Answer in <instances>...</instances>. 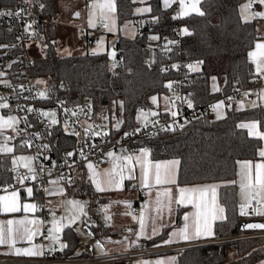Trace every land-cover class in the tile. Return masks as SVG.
Instances as JSON below:
<instances>
[{
  "label": "trees",
  "instance_id": "trees-1",
  "mask_svg": "<svg viewBox=\"0 0 264 264\" xmlns=\"http://www.w3.org/2000/svg\"><path fill=\"white\" fill-rule=\"evenodd\" d=\"M58 1L30 0L31 10L39 14L35 38L46 44L45 54L30 60L32 75L44 81L48 91L72 102L85 95L94 107L101 108L119 100L123 105L121 131L135 127V116L140 108L149 104L151 96L166 92L169 82L177 76V71L163 69L166 61L164 52L150 51V44L155 45L164 37L171 41L179 38L182 58L188 59L190 64H199L197 70L189 68L187 88L194 107L240 91L248 82L257 79L248 54L261 36L255 21L243 20L240 16L239 5L244 0H200L199 12L203 15L192 13L183 17L174 15V7L163 8L161 0H148L150 12L143 16L145 22L139 26V32L132 39L118 37L114 45L117 59H122V64L114 69L108 66L107 52L73 56L56 53L57 32L51 20L55 18ZM16 3L17 0H0V13L14 9ZM134 6V0H115L118 24L135 19ZM181 27L185 33L179 37L178 29ZM150 32L157 33L156 41L148 40ZM20 50L22 48L16 45L15 30L0 23V53L8 51L12 55H20ZM211 77L220 80L215 91L210 89ZM245 121H256L264 132V106L258 104L236 110L227 105L222 118L215 119L208 112L201 113L179 128L162 131L133 145L134 149L146 148L153 160L177 159L179 185L229 181L219 187L218 201L224 208L225 217L214 223L213 239L242 233L238 227L246 220L238 211L233 183L236 162L256 158L261 139L251 136L240 126ZM1 139L0 136V142ZM11 139V150L18 152L23 149L24 141L19 136ZM9 167L7 158L0 160L1 186L10 183ZM64 183L67 195L87 199L88 216L93 214L95 205L106 200L105 196L93 191L83 168L76 172L72 182L66 180ZM34 193L40 201V196L36 191ZM88 227L101 243L99 236L109 232L108 226L98 220ZM167 230L164 227L145 244L164 239ZM62 239L65 248L54 256H72L80 248L79 237L71 226L64 228ZM263 258L264 239L235 240L186 247L180 250L177 264H255Z\"/></svg>",
  "mask_w": 264,
  "mask_h": 264
},
{
  "label": "crops",
  "instance_id": "crops-1",
  "mask_svg": "<svg viewBox=\"0 0 264 264\" xmlns=\"http://www.w3.org/2000/svg\"><path fill=\"white\" fill-rule=\"evenodd\" d=\"M134 1L133 13L137 15L134 24L139 27L138 25L141 24L139 17L147 15L150 12V6L148 0ZM94 2L102 11L113 12L116 9L115 0H91L90 7ZM199 3L200 0H168L166 6L165 0H161L162 7H174L173 13L178 17L199 13L193 11L191 7L195 4L200 11ZM257 5L258 3L255 4V6ZM139 7L141 12L138 9ZM133 29L134 27L129 25L125 29L126 31L124 30L123 34L118 35V37L134 38L136 30L134 31ZM184 33L185 29L183 27L178 29L179 36ZM260 36L261 38L254 42L248 56L253 64L256 80H260L262 86L251 93L243 91L232 98L228 105L233 106L236 110H242L258 104L264 106V70H257V64L264 68V55H261L264 49L257 48L258 44H264V36ZM252 53L257 55L253 57ZM189 68L191 69V64ZM219 83L220 80L211 77V91L217 90ZM251 94L253 97H250ZM226 106L227 104L222 99L213 101L209 111L210 116L215 119L222 118L225 115ZM148 107V113L142 110L136 113V124L146 122L149 119V114H156L157 111L171 113L165 96L161 100L160 94L151 96ZM10 123V117L0 111V130L6 131ZM253 125L255 127H252ZM240 126L247 130L251 136L259 137L261 146L256 158L240 159L236 162L233 183L236 187L238 211L246 220H259L264 224V187L256 183V166L264 165V157L260 155L261 152H264V132L259 129L256 121L241 122ZM9 135L8 132L3 134L5 140L0 142L1 152H9L12 148V139ZM246 164L250 165V168L242 167V165ZM157 165H159L158 169ZM178 165L177 159L153 160L150 158L149 152L141 150V148H136L135 151L125 156H120L118 153H110L105 162L98 166L89 162L85 164L83 170L93 191L106 197L104 205H114V198L123 194L130 196L132 200L131 206L138 198H142L146 204L137 217L130 215V208L127 212H123L120 215H116L115 211H110L108 213L110 216L108 224H104L96 214H92L89 217L92 219L91 223H95L98 220L103 225L108 226L109 232L99 236L102 240V243L99 241L101 245H97L94 239L87 235L85 230L83 232L87 236V241L83 242L82 238L84 236H82L81 232L78 233L76 228L66 220V212L64 210L63 214L60 201L63 197L71 195L66 194L64 182L56 179L51 181L46 197L42 199L40 197L41 202L44 204L43 212L38 207L40 201L35 198L34 190L30 189V192L29 190L22 192L15 190L4 191L0 196V231L3 232L4 241L0 243V255L35 260L46 252L52 255L59 254L65 248L62 232L67 226H71L77 233L81 244L76 253L72 255L74 257L84 256L81 254L98 256L110 253H123L140 243L145 244L146 241L158 235L164 227H167L166 237L148 246L162 249L168 248L169 250L135 259L132 263L121 261L113 264H177L180 250H175V247H189L219 240L213 239V225L216 221L224 219L225 211L218 201V192L221 185L229 183V181H217L179 185L177 184ZM260 171L262 180H264V169ZM157 172H159L160 176L159 183L156 182ZM181 190H185L183 194ZM181 198H183L182 203L179 202ZM13 203L16 205L17 210H6ZM25 206L29 207L26 209ZM219 209H223V212H220ZM250 210L253 211L252 215H248ZM84 217L87 219V216L83 215L82 222ZM9 221H12V223L9 224ZM87 222L88 220L86 222L84 220L83 224H87V226L91 224ZM133 222L136 223L137 229L135 232L129 233L126 227ZM198 225L200 235H197ZM185 234L188 237L187 239L184 238ZM90 243H93L92 253L89 250ZM95 245L103 249L106 247L110 248V251L113 252L94 254ZM28 250L37 254H23ZM21 264L31 263L24 262ZM255 264H264V258Z\"/></svg>",
  "mask_w": 264,
  "mask_h": 264
},
{
  "label": "built area",
  "instance_id": "built-area-1",
  "mask_svg": "<svg viewBox=\"0 0 264 264\" xmlns=\"http://www.w3.org/2000/svg\"><path fill=\"white\" fill-rule=\"evenodd\" d=\"M2 13L0 23L15 30L16 45L22 50L20 55H12V52L8 51L0 53L3 55L0 57V111L14 120L13 131L24 143L23 149L18 152L10 150L0 154V160L7 158L10 161V183L8 186L0 185V196L6 190L22 192L31 189L42 199L46 197L52 180H67L70 183L76 172L84 168L86 163L101 165L110 153L125 156L135 151L134 144L146 141L162 131L179 128L186 121L201 113H209L211 109L213 102L201 107L192 105L187 88L190 81V61L182 58L179 38L171 41L164 37L150 50L156 49L166 54L164 70L177 71V76L170 81V91L165 96L171 113L157 111L156 114H149L146 122L121 131L123 105L119 100L111 101L101 108L94 107L85 95L72 102L67 97H60L48 91L46 84L42 87V80H37L32 75L25 44L35 37V24L39 14L31 10L30 0H17L14 9ZM106 26L107 22L100 20L95 32L105 33ZM79 32L85 33L83 29ZM120 64L122 59L116 58L110 61L108 66L114 69ZM261 86L260 80H253L248 82L244 89L231 92L220 99L228 105L237 94L243 91L251 93ZM250 97H253L252 94ZM148 109V105H143L140 111L148 113ZM64 138L68 140L65 141ZM19 155L26 157V163H21ZM41 199L38 207L43 212L44 204ZM145 206V201L138 198L129 209L130 215L137 217ZM252 214L253 211L250 210L248 215ZM136 229L134 222L126 227L129 233L135 232ZM250 239H264V230L245 231L209 243ZM185 248L180 246L174 249ZM167 249L140 243L123 253L98 256L57 257L46 252L33 260L0 255V264H113L121 261L132 263L135 259L155 255Z\"/></svg>",
  "mask_w": 264,
  "mask_h": 264
},
{
  "label": "rangeland",
  "instance_id": "rangeland-1",
  "mask_svg": "<svg viewBox=\"0 0 264 264\" xmlns=\"http://www.w3.org/2000/svg\"><path fill=\"white\" fill-rule=\"evenodd\" d=\"M90 2L91 0H60L55 4L56 15L54 20L52 18L51 21H54L56 26L57 36L54 48L58 55L73 56L88 53H105L109 48L114 47L118 35H122L129 25L134 27L133 30H136V34L139 32V27H137V24H134L136 21L135 19L126 20L118 24L115 11H102L95 2L90 7ZM257 3L258 5L255 6ZM138 9L140 11V7ZM239 11L244 20L255 21L258 34L264 36V3H262L261 0H244L239 6ZM76 15H78V17H76ZM100 20H105L107 22L106 32L103 34L95 32V27L99 24ZM139 21L141 22L140 25H144L145 19L143 16L139 17ZM80 29H83L85 33L81 34L79 32ZM147 37L148 40L152 42L158 39V35L155 32L148 33ZM153 46L154 44H150L149 47L152 48ZM25 48L26 54L31 61L41 58L46 52V44H43L35 37L26 42ZM191 69H199V64H191ZM41 84L42 87H44L45 82L41 81ZM169 86L166 92L160 94L161 100L169 93ZM10 119L11 123L9 124V128H7L6 131L0 130L1 141L5 140L3 136L5 132L10 134V138L16 136L13 131L14 120L12 118ZM141 150H146V148H141ZM18 159L21 163H26L25 156L19 155ZM60 202L61 208H63V214L64 210L66 212V220L76 228L78 233L81 232L82 236H84L82 240L86 242L87 236L84 235L85 233L83 230L87 224L83 223L84 220L85 222L88 220L87 223L92 222V219L89 218L91 215L88 216V214H86L88 206L87 199L84 197L68 196L63 197ZM113 202L114 205L99 203L93 208V214H96L104 224H108V220H110L108 214L110 211H115L116 215H120L123 212H127L132 204L130 196L124 194L115 197ZM83 215L87 216V219L84 217L82 222ZM110 250L111 249L107 247L103 249L97 245L94 246V254L113 252Z\"/></svg>",
  "mask_w": 264,
  "mask_h": 264
},
{
  "label": "snow or ice",
  "instance_id": "snow-or-ice-1",
  "mask_svg": "<svg viewBox=\"0 0 264 264\" xmlns=\"http://www.w3.org/2000/svg\"><path fill=\"white\" fill-rule=\"evenodd\" d=\"M261 2L264 3V0H261ZM167 4H168V0H165V5L167 6ZM191 7H192V10H193V11H197V12H199V10L196 8V5H195V4H193ZM199 14H200V15H203L202 12H199ZM0 15H3V13H0ZM257 48H258V49H264V44H258V45H257ZM251 55H252L253 57H255L257 54H256V53H252ZM261 55H264V52H262ZM257 70H258V71H261V70H264V68H262L260 64H257ZM252 127H255V126L253 125ZM260 155H261L262 157H264V152H261ZM89 167H91V165H89ZM156 167H157V169H158V168H159V165H157ZM242 167L250 168V165H247V164H246V165H242ZM256 167H257L256 183H257V184H261V186L264 187V180H262V173H261V171H260L261 169H264V165H257ZM156 182H157V183L160 182L159 172H157V175H156ZM181 191H182V194H183V192H184L185 190H181ZM29 192H30V190H29ZM213 193H214V190H213ZM179 202L182 203V202H183V198H181V200H180ZM27 207H29V206H25L26 209H27ZM6 210H12V211H15V210H17V208H16V205L13 203V204L11 205V207H10V208H7ZM219 211H220V212H223V209H219ZM242 214H244V213L242 212ZM185 219H187V217H185ZM11 223H12V221H9V224H11ZM252 227H264V225H253ZM197 235H200L199 225L197 226ZM184 238H185V239L188 238L186 234L184 235ZM3 242H4V241H3V232L0 231V243H3ZM23 254H25V255H36L37 253H35V252L31 251V250H28V251H25Z\"/></svg>",
  "mask_w": 264,
  "mask_h": 264
},
{
  "label": "water",
  "instance_id": "water-1",
  "mask_svg": "<svg viewBox=\"0 0 264 264\" xmlns=\"http://www.w3.org/2000/svg\"><path fill=\"white\" fill-rule=\"evenodd\" d=\"M76 17H78V15H76ZM90 42H92V41H90ZM107 58L111 61H113L116 58V50L113 47L109 48V50L107 52ZM253 225H264V224H263V222H261L259 220H245L239 224L238 229L240 232L264 230V227H252ZM84 230H86L87 235H89L91 238L94 239V241L97 245H101L99 243L98 238L95 237L94 233L90 230V228L87 225L84 227ZM92 247H93V243H90L89 250L91 253H92Z\"/></svg>",
  "mask_w": 264,
  "mask_h": 264
}]
</instances>
